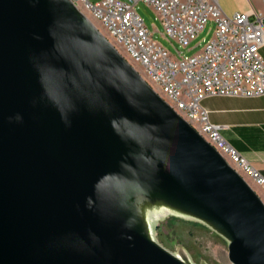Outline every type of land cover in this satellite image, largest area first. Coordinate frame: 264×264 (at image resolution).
<instances>
[{
    "label": "water",
    "instance_id": "1",
    "mask_svg": "<svg viewBox=\"0 0 264 264\" xmlns=\"http://www.w3.org/2000/svg\"><path fill=\"white\" fill-rule=\"evenodd\" d=\"M72 0H0V264H192L167 211L264 264V202Z\"/></svg>",
    "mask_w": 264,
    "mask_h": 264
},
{
    "label": "built area",
    "instance_id": "2",
    "mask_svg": "<svg viewBox=\"0 0 264 264\" xmlns=\"http://www.w3.org/2000/svg\"><path fill=\"white\" fill-rule=\"evenodd\" d=\"M100 23L121 54L143 70L150 86L212 145L234 169L264 189V177L211 123L202 101L209 97H264V16L256 11L227 15L219 0H72ZM145 2L158 15L166 35L188 46L208 22L217 25L213 39L192 57H175L154 41L138 15Z\"/></svg>",
    "mask_w": 264,
    "mask_h": 264
},
{
    "label": "rangeland",
    "instance_id": "3",
    "mask_svg": "<svg viewBox=\"0 0 264 264\" xmlns=\"http://www.w3.org/2000/svg\"><path fill=\"white\" fill-rule=\"evenodd\" d=\"M100 1L102 0H90L91 4ZM136 10L139 13L138 15L143 18L146 27L153 33V40L169 50V53L175 57H192L198 54L216 34L217 25H215L214 22H208L199 36L185 47L166 35L165 29L158 15L145 2L141 1L137 4ZM86 17L96 25L97 29L100 30L110 42L111 40L109 39L106 30L102 28L100 23L93 20L89 15H86ZM115 48L118 50L116 46ZM119 52L121 54V51ZM125 59L133 66V68H136L144 78L143 80L149 84L148 80H146L147 78L143 75L142 68L135 63L133 64V62L127 57H125ZM236 170L246 179L245 181L252 186L256 191V194H258L264 202V189L257 185L248 174L242 170ZM149 220L153 238L171 253L177 256H180V253H184L192 264L230 263V261H228V242L205 224L167 211H157L152 213L150 214Z\"/></svg>",
    "mask_w": 264,
    "mask_h": 264
},
{
    "label": "crops",
    "instance_id": "4",
    "mask_svg": "<svg viewBox=\"0 0 264 264\" xmlns=\"http://www.w3.org/2000/svg\"><path fill=\"white\" fill-rule=\"evenodd\" d=\"M227 15L256 11L264 16V0H219ZM264 23V21H263ZM264 58V47L260 49ZM211 123L222 126V135L264 177V97H209L202 101Z\"/></svg>",
    "mask_w": 264,
    "mask_h": 264
},
{
    "label": "bare ground",
    "instance_id": "5",
    "mask_svg": "<svg viewBox=\"0 0 264 264\" xmlns=\"http://www.w3.org/2000/svg\"><path fill=\"white\" fill-rule=\"evenodd\" d=\"M251 186V185H250ZM252 187V186H251Z\"/></svg>",
    "mask_w": 264,
    "mask_h": 264
}]
</instances>
